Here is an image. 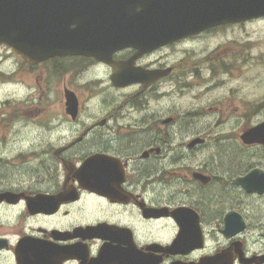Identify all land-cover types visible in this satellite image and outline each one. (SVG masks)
I'll use <instances>...</instances> for the list:
<instances>
[{
  "label": "flooded vegetation",
  "instance_id": "obj_1",
  "mask_svg": "<svg viewBox=\"0 0 264 264\" xmlns=\"http://www.w3.org/2000/svg\"><path fill=\"white\" fill-rule=\"evenodd\" d=\"M261 19L125 47L117 67L0 44V81L26 90L0 112V264H264V145L242 139L264 103L199 45Z\"/></svg>",
  "mask_w": 264,
  "mask_h": 264
},
{
  "label": "water",
  "instance_id": "obj_2",
  "mask_svg": "<svg viewBox=\"0 0 264 264\" xmlns=\"http://www.w3.org/2000/svg\"><path fill=\"white\" fill-rule=\"evenodd\" d=\"M262 16L264 0H0V43L31 62L83 54L117 67L111 57L125 47L145 53L215 25ZM119 70L116 83L129 74ZM242 139L264 144V121Z\"/></svg>",
  "mask_w": 264,
  "mask_h": 264
},
{
  "label": "rangeland",
  "instance_id": "obj_3",
  "mask_svg": "<svg viewBox=\"0 0 264 264\" xmlns=\"http://www.w3.org/2000/svg\"><path fill=\"white\" fill-rule=\"evenodd\" d=\"M203 42V43H202ZM235 42V43H234ZM201 49H214L220 47L210 54L221 63L213 64L215 72L224 73L219 78H232L229 74H241L239 81V91L247 94L252 100L258 104L264 103V19L257 20L242 26H231L223 32L215 34L213 38H207L199 42ZM221 45V46H220ZM1 51V49H0ZM203 50H200V56H203ZM11 60L3 64V69H9ZM207 69L202 71H212L209 64ZM223 67H227L223 69ZM24 76V75H23ZM26 79L27 77L24 76ZM22 78V77H21ZM236 79L225 81L224 85H236ZM4 83L0 81V112L5 100H14L20 98L26 92L24 85L14 86L13 83ZM227 86H224L225 89ZM16 92L13 93L12 90ZM221 89H217L216 95L220 94ZM14 97V99H13ZM12 103V102H10ZM3 109L8 111V105H4ZM5 117H3V120ZM264 120V109L258 108L256 121L260 123ZM9 135H16L14 132Z\"/></svg>",
  "mask_w": 264,
  "mask_h": 264
}]
</instances>
